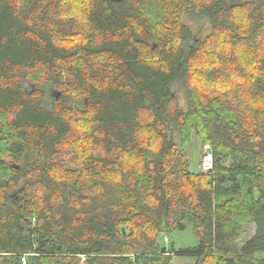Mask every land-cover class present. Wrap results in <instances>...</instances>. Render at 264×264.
Wrapping results in <instances>:
<instances>
[{
    "label": "trees",
    "instance_id": "1",
    "mask_svg": "<svg viewBox=\"0 0 264 264\" xmlns=\"http://www.w3.org/2000/svg\"><path fill=\"white\" fill-rule=\"evenodd\" d=\"M23 257L264 264V0H0V264Z\"/></svg>",
    "mask_w": 264,
    "mask_h": 264
},
{
    "label": "rangeland",
    "instance_id": "2",
    "mask_svg": "<svg viewBox=\"0 0 264 264\" xmlns=\"http://www.w3.org/2000/svg\"><path fill=\"white\" fill-rule=\"evenodd\" d=\"M200 25V24H199ZM192 26L194 32H198V29L201 31L199 37H204L207 33L208 28L206 25H202L201 27H197L195 25L190 24ZM199 34V33H198ZM25 88L29 90V86L25 84ZM208 148L203 147L200 141L196 137H192L190 144L183 150V155L186 158V162L188 163V170L192 173H197L200 171H204L211 165V158L208 157L207 154ZM208 159V160H207ZM254 234V227L248 226L243 228V233L241 236V243L248 240ZM164 236L160 238L159 242L161 244L164 243ZM170 242H173L176 247H195L197 245L196 238L192 234L191 229H186L184 232H174L171 236L168 237ZM167 245V244H166ZM175 264H193L194 259H176Z\"/></svg>",
    "mask_w": 264,
    "mask_h": 264
},
{
    "label": "built area",
    "instance_id": "3",
    "mask_svg": "<svg viewBox=\"0 0 264 264\" xmlns=\"http://www.w3.org/2000/svg\"><path fill=\"white\" fill-rule=\"evenodd\" d=\"M210 155H208V157H209ZM211 158V157H210ZM208 160V159H207ZM21 263L22 264H25V258L23 257V258H21Z\"/></svg>",
    "mask_w": 264,
    "mask_h": 264
},
{
    "label": "water",
    "instance_id": "4",
    "mask_svg": "<svg viewBox=\"0 0 264 264\" xmlns=\"http://www.w3.org/2000/svg\"><path fill=\"white\" fill-rule=\"evenodd\" d=\"M207 154H208V155H211V153H210V151H209V150L207 151ZM162 250H164V249H162ZM230 261H231V259H230Z\"/></svg>",
    "mask_w": 264,
    "mask_h": 264
}]
</instances>
